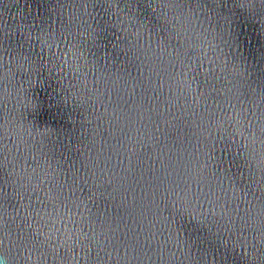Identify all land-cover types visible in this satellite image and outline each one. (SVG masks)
<instances>
[{"label": "water", "instance_id": "obj_1", "mask_svg": "<svg viewBox=\"0 0 264 264\" xmlns=\"http://www.w3.org/2000/svg\"><path fill=\"white\" fill-rule=\"evenodd\" d=\"M0 264H264V0H0Z\"/></svg>", "mask_w": 264, "mask_h": 264}]
</instances>
